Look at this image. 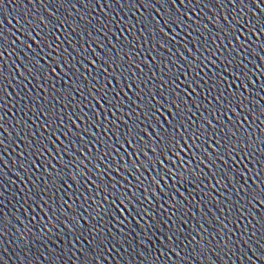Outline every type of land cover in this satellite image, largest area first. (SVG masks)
Listing matches in <instances>:
<instances>
[{"label": "water", "instance_id": "water-1", "mask_svg": "<svg viewBox=\"0 0 264 264\" xmlns=\"http://www.w3.org/2000/svg\"><path fill=\"white\" fill-rule=\"evenodd\" d=\"M244 2L0 0V264H264V155L217 159V138L264 137V36L241 28L261 13ZM171 98L184 150L153 164L124 138L138 123L150 149L146 105ZM113 181L139 200L113 206Z\"/></svg>", "mask_w": 264, "mask_h": 264}, {"label": "snow or ice", "instance_id": "snow-or-ice-1", "mask_svg": "<svg viewBox=\"0 0 264 264\" xmlns=\"http://www.w3.org/2000/svg\"><path fill=\"white\" fill-rule=\"evenodd\" d=\"M181 3H184V0H180ZM191 2V0H190ZM233 4L237 3V0H231ZM243 2V7L248 8L249 5L247 2H244V0H241ZM253 4H255L256 8L259 9L261 15L257 16L255 12H253V17L254 21L248 22L245 21L243 24L239 20H237L238 24H241V28L247 27L249 31L251 32L252 35L254 36H264V0H251ZM249 11H252V9H249ZM235 19V18H234ZM177 24L179 26L180 24L183 23V20H178L177 17L172 16L170 13L168 14V19L165 20V26H168L169 23ZM162 31V30H161ZM236 31V29H234ZM243 34V33H241ZM166 35V34H165ZM2 39V37H0ZM237 40H239V37H236ZM250 39V37H249ZM163 46V45H161ZM247 45L241 44V47H246ZM0 58H2V54H0ZM234 63H238V61H231ZM250 71V70H249ZM3 73L0 71V77H2ZM246 76L247 73H244ZM223 79V77H221ZM236 79H240V75H237ZM119 82V80L117 81ZM111 83V81H109ZM241 84H243V81H241ZM139 87V85H137ZM191 87V85H189ZM101 89H103V85H101ZM247 90V89H245ZM172 92L175 91V89L171 90ZM193 91H195L193 89ZM6 88H0V100L3 99V97L6 95ZM161 95H164L163 92H161ZM233 97H239V93H233ZM220 96H223V92H220ZM107 99V98H106ZM164 99L167 101L170 99V96H165ZM225 100H228V97H224ZM241 100L245 99L243 97L240 98ZM211 103V101H209ZM159 104V102H158ZM229 104H231V101H229ZM112 107H115V105H112ZM183 106L181 103L178 102L176 98H171V106H169L168 103L160 104V106L156 107L151 104L146 105L147 111L145 112V119H148V112H151L152 114V120L149 122V124L145 125L144 127V134L148 135L147 129L148 127L152 128L153 133L155 134V138H151V147L145 145L143 139L137 135L133 134V129L134 128H139L138 123H134L132 127H129L127 130V136L124 138V143L129 144L130 146H133L134 151L142 153L146 158L151 159L148 156L149 150L155 155L157 152H159V155L156 157L155 160H153V164H160L161 160L160 157L162 156L165 160H167L168 154L172 153L174 156H177L178 158V151H183L184 149L180 146V141L184 139L185 133L188 132V128L185 127L186 124V119H185V113L182 111ZM166 110L172 115V119L165 120L164 122H161L159 119V115H164V112L161 111V109ZM226 111H234L233 108L228 107ZM261 116H264V111H261L260 113ZM2 119V118H0ZM113 125H115V121L112 122ZM165 123L167 124V127H165ZM206 123H210L206 121ZM264 123V121H262ZM184 128V132H181L180 129ZM171 129V131L169 130ZM71 131V129H69ZM215 131V130H214ZM262 133H264V129H261ZM198 132H204V128L200 127L197 129L196 127L192 128L191 135L194 140H199L201 139V136L198 134ZM228 135H235V133L232 132V129L229 128L227 129V132L225 133V136L227 137ZM128 136H131V139H128ZM211 138V136L209 137ZM99 139V138H97ZM139 140V144H135V141ZM116 143L121 144V140L118 137ZM185 143L187 141L185 140ZM216 143L218 145H221V149L219 152H217V159H222L223 155H227L229 159L232 158L233 152L235 151L236 155L240 154V151L244 152V157L247 158L250 154L254 153L255 151H260L262 155H264V149L259 148L260 144H264V137L258 138L257 143L253 145L251 142L247 146V149L245 150L244 147L242 146L239 150H236V146L232 144V141L229 139H221L217 138ZM107 147L109 151L112 150V145L109 143L107 144ZM46 150V149H45ZM38 151V150H37ZM223 162V161H222ZM235 162V161H233ZM133 168H135V165H133ZM125 171H128V168L125 167ZM170 171V170H169ZM56 178H59V173L55 174ZM81 176H83V173H81ZM73 180H76V177L73 176ZM53 184L56 183V179L53 178L52 180ZM219 183V181H218ZM153 184H156L158 186L157 181L155 178H153ZM122 186H119V181H113L110 185V188L108 186L105 187L104 191L108 193L109 195L112 196L113 198V206L118 202L120 206L127 208L128 204L131 202L132 198H136L139 200V197L136 195L135 192H131V188L127 189L126 191L121 190ZM148 189H145L147 191ZM129 193H131V196H129ZM39 196V193L33 190L31 193H29V198L31 196ZM264 189H262L257 195L253 196V199L256 200L258 203L264 204ZM105 199H107V195L105 196ZM145 200L147 197L144 198ZM252 201H249L251 203ZM118 210V209H117ZM137 214L139 215L140 212L137 211ZM7 223L6 219L0 218V224H5ZM75 223V221H74ZM97 241L99 242V237L96 238Z\"/></svg>", "mask_w": 264, "mask_h": 264}]
</instances>
